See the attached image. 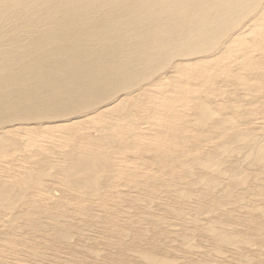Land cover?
Here are the masks:
<instances>
[{
  "label": "rangeland",
  "instance_id": "obj_1",
  "mask_svg": "<svg viewBox=\"0 0 264 264\" xmlns=\"http://www.w3.org/2000/svg\"><path fill=\"white\" fill-rule=\"evenodd\" d=\"M257 18L171 72L1 112L0 264H264Z\"/></svg>",
  "mask_w": 264,
  "mask_h": 264
},
{
  "label": "bare ground",
  "instance_id": "obj_2",
  "mask_svg": "<svg viewBox=\"0 0 264 264\" xmlns=\"http://www.w3.org/2000/svg\"><path fill=\"white\" fill-rule=\"evenodd\" d=\"M250 15L253 28L264 20V0H0V113L51 87L48 102L68 97L64 84L78 96L180 60L171 72Z\"/></svg>",
  "mask_w": 264,
  "mask_h": 264
}]
</instances>
